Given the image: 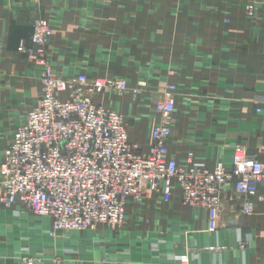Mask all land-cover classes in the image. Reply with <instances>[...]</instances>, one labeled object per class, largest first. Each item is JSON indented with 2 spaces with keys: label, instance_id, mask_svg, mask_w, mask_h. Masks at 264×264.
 <instances>
[{
  "label": "crops",
  "instance_id": "0c3cea01",
  "mask_svg": "<svg viewBox=\"0 0 264 264\" xmlns=\"http://www.w3.org/2000/svg\"><path fill=\"white\" fill-rule=\"evenodd\" d=\"M248 4L256 6L253 14ZM38 18L53 27L47 51L56 75L146 82L137 94L99 97L124 114L133 141L151 143L160 120L156 102L174 84L169 143L179 164L187 165L193 152L207 168L223 161L230 169L239 144L264 162V0H0V164L41 95L42 66L19 51L31 43ZM225 191L219 220L208 209L185 206L178 190L170 202L147 194L129 207L122 227L75 231L88 241L78 263L178 264L195 246L199 252L187 264H264V201L248 215L229 196L233 186ZM11 216L0 211V237L17 239ZM19 250H3L0 264H21Z\"/></svg>",
  "mask_w": 264,
  "mask_h": 264
},
{
  "label": "built area",
  "instance_id": "2783aa9c",
  "mask_svg": "<svg viewBox=\"0 0 264 264\" xmlns=\"http://www.w3.org/2000/svg\"><path fill=\"white\" fill-rule=\"evenodd\" d=\"M255 8L248 4L246 11L253 14ZM53 33L50 21L38 18L31 43L19 47L42 66L41 95L4 151L0 206H23L49 218L50 234L56 237L60 232L84 231L98 224L120 228L127 221L130 204L150 193L170 202L178 190L185 206L208 209L215 220L224 210L227 184L233 186L229 196L239 201L245 214L255 211V201H264V162L242 144L233 150L230 169L223 161L207 168L193 152L187 165L179 164L169 143L176 112L174 84L156 102L160 120L152 129L151 143L143 146L131 139L124 114L99 97L128 90L137 94L146 82L130 86L126 79L109 75H56L47 51ZM245 244L240 240L241 247ZM191 252L196 254L199 249L189 246L176 259L178 264H187ZM21 264L61 261L43 263L40 258L23 256Z\"/></svg>",
  "mask_w": 264,
  "mask_h": 264
},
{
  "label": "rangeland",
  "instance_id": "374dc122",
  "mask_svg": "<svg viewBox=\"0 0 264 264\" xmlns=\"http://www.w3.org/2000/svg\"><path fill=\"white\" fill-rule=\"evenodd\" d=\"M140 200L134 201L130 206ZM0 211L10 212L17 218L15 225L18 230L17 239L9 235L0 237L1 255L3 250L8 252L12 248L18 250L20 248V260L23 256H34L42 259L43 263L57 259L61 261V264H79L80 257L77 253L82 250L83 244L88 242L83 238V232L64 231L52 237L49 230L51 227L49 218L37 215L28 208L18 205L11 208L0 206ZM9 224V226H15L13 223ZM76 234H80L79 238Z\"/></svg>",
  "mask_w": 264,
  "mask_h": 264
}]
</instances>
